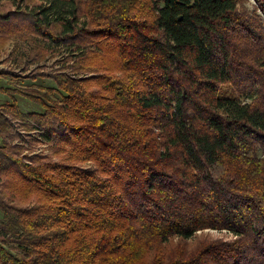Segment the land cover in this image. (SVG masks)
<instances>
[{
	"label": "trees",
	"instance_id": "trees-1",
	"mask_svg": "<svg viewBox=\"0 0 264 264\" xmlns=\"http://www.w3.org/2000/svg\"><path fill=\"white\" fill-rule=\"evenodd\" d=\"M250 2L40 0L0 16L75 71L18 92L38 110L0 106V264H264V0ZM17 122L50 152L21 156ZM206 230L232 238L193 241Z\"/></svg>",
	"mask_w": 264,
	"mask_h": 264
},
{
	"label": "rangeland",
	"instance_id": "rangeland-1",
	"mask_svg": "<svg viewBox=\"0 0 264 264\" xmlns=\"http://www.w3.org/2000/svg\"><path fill=\"white\" fill-rule=\"evenodd\" d=\"M39 3L40 0H0V16H9L11 14L16 21L17 18H22V16L17 14L25 11L27 9L26 5ZM253 5L254 0H251L249 7L251 8ZM3 19L0 17V106L5 103H12L14 97L21 103L24 111L38 110L36 105L18 92L28 88L34 89L40 85L57 86L59 81H64L66 73L75 72L71 68L74 62L69 59V61L66 60L64 62L63 55L47 53L43 49L35 47L33 49L32 45L26 44L22 38L7 37L5 32L7 24L2 23ZM39 53L45 56L39 57L35 62L30 60V57L23 59L25 54H32V56L35 54L36 56ZM76 76L81 77L83 75L77 74ZM5 88H12L13 92L11 94L5 93ZM221 95L237 96L231 85H223L221 87ZM29 124V122L14 123L15 129L12 132L13 137L9 138V144L21 146L18 150L21 156L30 157L37 153L48 154L50 152V144L39 140L45 130L29 129ZM30 130L32 131L30 132ZM2 216L3 214L0 210V219ZM205 235L214 238H232L226 231L206 230L203 233L200 232L193 241Z\"/></svg>",
	"mask_w": 264,
	"mask_h": 264
}]
</instances>
